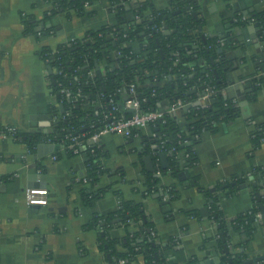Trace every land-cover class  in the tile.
<instances>
[{
	"label": "crops",
	"instance_id": "crops-1",
	"mask_svg": "<svg viewBox=\"0 0 264 264\" xmlns=\"http://www.w3.org/2000/svg\"><path fill=\"white\" fill-rule=\"evenodd\" d=\"M172 1L151 3L165 9ZM193 1L198 6L204 36L220 41L214 62L222 63L225 91L240 108L239 117L220 123L215 131L203 132L194 146L196 161L188 165L180 153L179 167L175 168L170 164L173 153L162 149L153 152V142L149 150L146 148V143L159 136V126L155 124L136 130L130 137L102 135L96 144L102 152L99 159L105 172L94 189L101 187L105 191L89 205L81 196L82 188L88 186L83 180L87 172L85 157L66 155L63 144L55 140L60 137L58 128L43 134L51 130L47 115L52 114L56 120L61 113L52 109L55 100L40 51L112 24L110 2L97 0L87 6L92 11L90 15L56 13L46 22L48 34L24 35L22 16L41 20L50 3L0 0V129L15 126L37 137L30 152L26 143L0 131V264H108L98 247V230L85 227L94 212L110 215L121 201L143 204L158 240L168 245L165 254L169 264H222L226 254L215 241L217 223L209 217L212 201L228 225L226 242L230 254L239 251L246 261L263 256L251 264H264L262 215L249 234L232 228L233 221L253 206L252 169L264 171V141L254 148L250 140L254 127L264 122V41L254 23L231 27L234 12L261 11L264 0ZM127 16L131 19L133 14ZM226 39L230 43H224ZM127 100L124 93L118 103L122 114H131ZM178 113L179 109L175 116ZM56 151L60 153L53 159ZM159 151L167 153L166 166L161 164ZM147 155L153 171L148 168ZM145 172L155 173L160 188H174L177 198L161 200L159 193L144 196ZM38 174L46 177L45 182L38 179ZM245 174L248 178L234 191L224 186L230 177ZM262 180L264 183V174ZM26 187L46 188L48 203L28 205ZM260 195L264 199V187ZM205 206L207 215L201 212ZM113 222L110 234L118 240L137 228L119 218Z\"/></svg>",
	"mask_w": 264,
	"mask_h": 264
},
{
	"label": "trees",
	"instance_id": "trees-1",
	"mask_svg": "<svg viewBox=\"0 0 264 264\" xmlns=\"http://www.w3.org/2000/svg\"><path fill=\"white\" fill-rule=\"evenodd\" d=\"M46 1L50 3V8L41 20L31 15L22 16L24 35L48 34L50 27H46V22L56 13L90 15L92 11H88L87 6L97 0ZM109 2L114 18L112 24L88 30L83 37L61 43L54 49L44 47L40 51L55 100L52 109L58 111L59 104L64 108L58 126L61 136L55 140L66 146V135H79L88 144L82 153L87 169L85 183L88 186L82 188L81 196L82 201L89 205L105 191L101 187L94 189L105 169L99 159L102 153L100 147L96 143H89L87 138L108 122L106 114L117 117L130 115L122 114L119 108L118 103L124 93L128 99L138 100L142 112L187 103L179 109L177 116H166L165 123L156 124L159 126L158 138L146 143L148 150L152 142L160 144L164 141L161 149L166 151L174 146L175 151L170 158L171 167L174 168L179 167L180 153L185 156L188 165L196 161L194 146L198 140L195 134L215 131L220 123L240 115V108L225 91L222 63L214 62L220 41L206 38L203 30L199 31L202 21L193 0H173L171 6L165 9H157L151 0H137L135 4L132 0ZM176 10L179 12L173 14ZM130 12L133 14L131 19L127 16ZM243 14L247 15L246 20H241ZM231 20V27L257 23L264 41V9L254 13L234 12ZM223 42L230 43L227 39ZM95 63L101 70V78L96 74ZM90 70L94 71L93 75L89 74ZM131 83L135 87L134 95L128 89ZM207 88H211L212 92L207 104H203L199 97ZM64 89H69L70 96H65ZM191 89H195V92L188 93ZM181 120L184 125H180ZM28 135V132H16L15 139L26 143L32 152L37 137ZM250 140L254 148L264 141V122L254 127ZM65 151L66 155H74L68 149ZM59 153L54 152L56 155ZM154 155L156 159L157 155ZM251 173L253 206L232 223L233 229L246 234L254 230V224L262 212L261 207H264V199L260 195L264 187V171L254 167ZM143 177L144 196L159 193L161 200L165 194L170 196L167 201L177 198L174 188L159 187V178L154 172H145ZM247 178L246 174L234 175L225 183L230 191H234ZM208 196H212L209 191ZM209 217L217 223L216 244L226 254L222 264H245V257L239 251L233 255L227 250L228 225L221 219L213 201L210 203ZM114 218H119L126 225L134 223L137 228L128 232L123 239L113 238L110 228L114 225ZM85 228L98 230V247L108 264H119L120 259H124V264H169L165 254L168 245L151 234L155 228L141 202L121 201L117 210L110 215L94 212Z\"/></svg>",
	"mask_w": 264,
	"mask_h": 264
},
{
	"label": "built area",
	"instance_id": "built-area-1",
	"mask_svg": "<svg viewBox=\"0 0 264 264\" xmlns=\"http://www.w3.org/2000/svg\"><path fill=\"white\" fill-rule=\"evenodd\" d=\"M247 15L243 14L241 16V20H246ZM252 23V22H250ZM176 64V60L174 61ZM90 75L94 74L93 70L89 71ZM129 92L134 95L135 87L134 84L131 83L129 85ZM212 92L211 88H207L205 92L199 97V100L203 104H207L209 99V94ZM69 89H64L65 96H70ZM187 103H180V104H171L166 110H155V111H148L142 112L139 110V102L136 98H129L126 101V105L129 108L135 109V113H131L129 116H119L116 115H105L108 118V122L100 129L95 131L92 135L87 138L89 143H97L100 137L107 133H114L124 137H130L135 134V131L141 128L146 127L149 124H158V123H165L166 116H175L176 111L181 107L185 106ZM61 115V114H60ZM62 117V115H61ZM60 119V118H59ZM2 134L11 135L15 138L16 132H22L18 130L15 126H6L0 129ZM180 137V134H177ZM200 134H195V139L200 138ZM65 139L68 141L66 146H63L64 149L70 150L74 155L82 154L84 150L87 149L88 144L85 143V139L80 137L79 135L70 136L66 135ZM164 146V141H161L160 144L152 143L150 145V149L154 152L160 150ZM175 151V147L172 146L169 148V152L173 153ZM53 159L56 158L54 154L52 156ZM84 182H86V178H83ZM24 196L26 203L28 205H46L48 203V190L46 188H39V187H26L24 189ZM169 195L165 194L162 196L163 200H169ZM152 235H156L155 231L151 232ZM124 259L119 260V264H124Z\"/></svg>",
	"mask_w": 264,
	"mask_h": 264
},
{
	"label": "water",
	"instance_id": "water-1",
	"mask_svg": "<svg viewBox=\"0 0 264 264\" xmlns=\"http://www.w3.org/2000/svg\"><path fill=\"white\" fill-rule=\"evenodd\" d=\"M177 12H179V11L176 10V11L173 12V14H175V13H177ZM194 15H195V17H197V15H196L195 13H194ZM254 25H257V23H254ZM198 29H199V31H202V26H199ZM203 35H204V32H203ZM160 52H161V51H160ZM95 67H96V74L98 75L99 78H101V74H102V73H101V70H100V68L98 67V64H97V63H95ZM204 70H205V69H203V71H204ZM48 72L51 73V70H50L49 67H48ZM193 92H195V89H191V90L188 91V93H193ZM59 110H60V113H63V112H64V108H63V105H62V104H59ZM129 112H131V113H135V109L130 108V109H129ZM47 119H49V124H50V126H51V130H48V131H46V132H43V134H47V135H49V134H51V132H56V129L58 128V126H59L61 120H60V119H56V120H54L52 114L47 115ZM180 125H184V121H183V120L180 122ZM32 133H33V132H29V135H28V136H30ZM58 136H61V134L58 133ZM53 146H54L53 144H50V148H51V150H53ZM37 147L40 149V145H38ZM37 154H38V156H41L40 151H39V153H37ZM157 154L159 155V157H160V159H161V164H162V166H166V165H167V160H166L167 153L164 152V151H159ZM145 160H146V162H147V164H148V168H149V170L153 171L152 160H151L150 155H147V156L145 157ZM39 175H40V174H38V179H41L42 182H45L46 177H39ZM40 176H41V175H40ZM42 182H41V184H43ZM224 186H226V185H224ZM257 198H258V199L260 198V197H259V193L257 194ZM261 210H262V212H261L262 217L264 218V207H261ZM201 212H202L203 215H207V213H208V209H207V207H206V206L203 207V208L201 209ZM108 258H109V256H108ZM260 259H263V256H258V257H255V258H253V259H249V260L245 261V264H251L253 261H257V260H260Z\"/></svg>",
	"mask_w": 264,
	"mask_h": 264
}]
</instances>
